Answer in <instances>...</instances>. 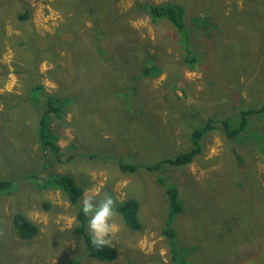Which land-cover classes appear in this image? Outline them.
I'll return each mask as SVG.
<instances>
[{
    "label": "rangeland",
    "instance_id": "374dc122",
    "mask_svg": "<svg viewBox=\"0 0 264 264\" xmlns=\"http://www.w3.org/2000/svg\"><path fill=\"white\" fill-rule=\"evenodd\" d=\"M147 1L180 2L188 19L201 17L206 25L217 24V30L202 39L204 58L196 69L189 68L183 54L168 44L169 24L151 22L139 7ZM26 10L30 14L20 16ZM116 15L125 16L117 19L122 24L128 20L124 28L137 42L148 40L150 53L163 49L171 55L162 60L158 76L143 77L138 84L139 98L150 103L145 112L152 116L160 106L155 110L159 124L169 123L166 106L188 109V113L182 110L179 120L177 110H171V127L151 128L129 93L79 94L85 90H81L85 61L96 58L107 68L115 67L108 77L121 87L125 82L118 72L123 67L124 72H138L137 64L134 69L131 62L113 63L112 56L103 59L89 35L77 41L74 53L61 43L53 44L46 57L47 51L29 47L35 56L28 61L23 46L26 34L55 35L70 18L79 35L94 19L103 24ZM72 34L61 30L60 36L70 41ZM44 44L37 43L41 48ZM136 53L130 58L136 60ZM88 85L86 81L84 87ZM48 95L68 102L46 117L44 132L52 137L54 148L43 150L38 119ZM263 104L264 0H0V179L12 181L11 190L0 193V264L21 260L23 264H175L177 250H186L191 264H264V197L248 198H258L264 190V155L258 150V145L264 146V112L248 118L237 141L218 129L208 131L203 150L193 161L166 167L167 183L175 185L182 202L181 211L173 215L157 170L124 171L112 158L154 163L182 152L190 125L199 126L208 115L235 125L242 111ZM191 105L198 109L194 120ZM59 175L70 176L82 187L80 204L83 198L92 197L96 203L106 195L115 204L129 198L137 202L138 228L128 226L116 210L112 217L116 231L106 238L117 250L115 259L89 256L82 236L74 230L78 206L54 182ZM246 209L251 217L243 220L242 213L234 215ZM16 212L38 226L39 240L18 236L12 224ZM166 228L169 232L164 235ZM85 230L89 233L87 225ZM29 244L38 250L32 257Z\"/></svg>",
    "mask_w": 264,
    "mask_h": 264
},
{
    "label": "trees",
    "instance_id": "16d2710c",
    "mask_svg": "<svg viewBox=\"0 0 264 264\" xmlns=\"http://www.w3.org/2000/svg\"><path fill=\"white\" fill-rule=\"evenodd\" d=\"M140 8L144 10V12L148 15L149 20L151 22H167L170 27V33H171V41H168V44L172 46L174 49L178 50L180 54H183V61L184 63L191 69H196L197 63L201 61V59L204 58V55L202 54V39L203 37H209L210 32L212 30H217V24L215 25H206L204 24V21L202 22L201 17H195L192 16L188 19L187 17V10L183 4L180 2L172 3V2H162V3H155L152 1L142 2L139 5ZM30 14L29 10L24 11V13H20V16L25 17ZM121 15H116L114 19H110L105 23L99 22V20L94 19L93 24L90 26L84 28V31L81 34H77L78 31L77 25L74 23V20H71L70 18H66V20L61 23L60 30H57L55 35H47V36H39L36 34V32H33L31 34H26V39H24L23 46L25 47V50L28 55V61L31 59L30 55H34L35 53L32 51L30 53L28 51V48L31 49L34 47H37L39 49H36L38 52H46L45 57L48 56L49 53H51L50 47L53 44L61 43L68 45L73 50L72 53H74V48H77L75 44L77 41L81 42L85 37L89 35V37L93 38V44L95 45V51L98 53H101V57L103 59L108 60L109 56H112L113 63L123 60L126 62L132 63L133 66L137 64V74L135 75V72H124V69L126 67H123L121 69V72H118L122 75V77H119L123 79V82H125L124 87H121L122 85H115V83H110L111 78L108 77V72L110 68L115 67H105L101 64V62L94 58L92 61L88 62L85 61L86 65H83L84 71H82L83 81L84 84L86 81L89 82V85L85 88L84 84L81 88V90L85 89L83 92L79 94H88V97H92V93L97 92V97L101 96H108V92H112V95L115 97L117 95L124 96L127 93H129L132 96V104L135 102L136 107L139 108L140 115L142 117L146 116L147 124L151 126V128H161V126H165L163 129H166L167 127H171L170 120L172 119L173 112L171 110H174L178 112L177 119H181L183 116L182 110L187 111L188 109L184 107H172V106H166V109L168 110L166 115V120L169 122L168 124H159V116L155 113V110H159L160 106L157 105L156 108H154L152 111V116L150 114H147L145 112V107L149 106L150 103L146 100L140 99L138 95V84L140 79H144L143 77H149V76H158L161 73V70L163 68L162 66V60L164 58L171 59L170 53H164V50L161 51L157 49L155 53H150L148 50V40L145 42H137L135 38H132L127 29L124 28L125 24L127 23V19H125V22L122 24L117 19ZM120 18V17H119ZM121 18H125V16H121ZM122 20V19H121ZM74 23V24H72ZM80 28L83 27V25H78ZM79 28V29H80ZM61 30L63 32H73L72 34L74 37L72 40L68 41L67 39L61 38ZM77 35V36H76ZM56 36V38H55ZM44 41V46L41 48V46H38L37 43L40 41ZM106 40V41H105ZM84 42V41H83ZM159 44L164 43L163 41H158ZM157 44V43H155ZM166 44V43H165ZM164 45V44H162ZM168 46V45H167ZM137 52V53H136ZM133 53L138 54L137 59L130 58ZM35 62V60H33ZM77 61V59L73 60V63ZM135 69V68H134ZM101 75V79L99 77L95 78L94 75ZM105 79V81H103ZM114 81V80H113ZM97 83V84H96ZM99 83V84H98ZM96 84V85H95ZM37 86L42 89V84L38 83ZM213 87V86H212ZM211 87V88H212ZM79 90V89H78ZM213 90V88H212ZM176 97H179L177 94H175ZM100 99V98H97ZM180 99V98H179ZM68 102V98L66 99H60L57 98L54 95H48L46 100V107L41 113L39 117V131L38 136L40 138L42 148L43 150H47L48 148H54L53 143H51V136H46L44 132L45 119L48 116L49 113L53 112L57 114V110L64 107V103ZM191 110L190 112V118H197L198 115V109H196L194 105L190 106ZM8 109V108H7ZM6 109V111H7ZM151 111V112H152ZM264 112V104L257 108H249L247 110L242 111V115L240 116V119L235 125H231L230 121L227 119H222L221 116H218V118H213V115H208V117L202 121L199 126L194 127L190 125L191 131L188 134V138H186L185 145L186 147L180 151L179 153L173 155V156H167L165 158H162L154 163L151 164H145V163H138L133 164L132 162L124 160L122 156H116L112 157L114 159V162L118 166L119 169L124 171H133L136 168H144L148 170H157L159 172V175L157 176L158 181L160 182L162 186H164L165 194L167 198L168 203V212L170 215H173L175 213H179L182 209V202L180 201L178 197V192L175 187V185L171 183H167L168 177L164 174L166 172L167 166H180V165H186L193 161V159L199 155L203 150V143L202 139L203 136L208 132L215 129H218L227 139L237 141L238 136L246 126V123L248 121V118L251 115L259 114ZM185 114V113H184ZM175 119V118H173ZM190 120V121H192ZM172 122V121H171ZM219 122V123H218ZM169 133L171 135V130H169ZM173 135V134H172ZM181 135V132H180ZM173 138V137H172ZM248 141L245 140L241 143H244ZM236 143V142H235ZM259 152L264 155V146L258 145ZM92 155H89V158H91ZM110 157V159H112ZM234 174L231 175V178L233 180ZM54 182L59 186L63 192L66 194V197L68 198L69 202L72 204H76L81 193H82V187L78 186L76 182L68 175H59ZM12 181L10 180H4L0 179V193H8L11 187ZM264 190L259 192L258 198H253L252 196H249L248 198H252L253 200H261L264 196ZM112 197V196H111ZM113 198V197H112ZM245 198V199H248ZM114 201V199H113ZM250 203H247L246 206L248 207ZM114 208L117 212L121 213L123 216V219L125 223L130 226L131 228H138L139 227V221L137 219L136 213H137V202L131 198L123 200L122 202L115 204ZM81 206H79V209L77 211V223H75L74 230L77 234L81 235L83 238V243L85 246V250L89 254V256L96 258L99 261H110L115 259L117 255V250L110 245L106 244L105 246L101 248H96L90 243V234L85 230V226L87 225L88 217L84 216L82 212L80 211ZM242 213V219L245 220L246 218L251 217L249 214V210H242L238 213H234V215L237 217V215ZM236 220L240 223L242 220L237 219ZM12 224L16 230V233L18 236L23 239L24 241H37L40 237H37L38 234V226L27 216L20 212L14 213L12 217ZM169 232V228H166L162 233L165 235ZM264 235V230H263ZM31 245L29 244L27 249L32 250L29 253V256L32 257L36 254V251L38 250L35 248L30 249ZM186 250H177L173 254V261L175 264H191V261H188L186 259ZM26 258V255H25ZM24 261V260H23ZM22 263V260L20 261V264ZM23 264V263H22ZM69 264V263H67Z\"/></svg>",
    "mask_w": 264,
    "mask_h": 264
},
{
    "label": "clouds",
    "instance_id": "9594fccd",
    "mask_svg": "<svg viewBox=\"0 0 264 264\" xmlns=\"http://www.w3.org/2000/svg\"><path fill=\"white\" fill-rule=\"evenodd\" d=\"M79 199L74 205L78 206V209L81 206L80 211L88 217L87 228L90 234V243L96 248H101L109 243L106 237L116 231V226L112 223V217L115 215L113 198L106 195L98 202L93 203L92 197H87L81 200V204Z\"/></svg>",
    "mask_w": 264,
    "mask_h": 264
}]
</instances>
